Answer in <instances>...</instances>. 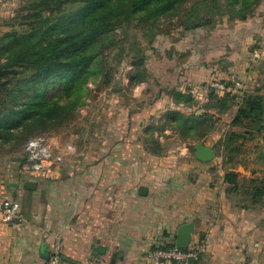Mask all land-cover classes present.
<instances>
[{"label":"crops","instance_id":"0c3cea01","mask_svg":"<svg viewBox=\"0 0 264 264\" xmlns=\"http://www.w3.org/2000/svg\"><path fill=\"white\" fill-rule=\"evenodd\" d=\"M186 41L166 60L146 56L140 73L133 68L120 88L100 92L101 127L65 138L63 161L50 175L23 172L25 150L19 162L0 160V200H17L24 215L21 223L0 217V264H47L56 240L58 264H146L147 253L174 245L186 223L193 226L188 247L205 251L161 264H264L263 206L235 202L226 168L191 153L197 142L207 146L204 139L181 138L166 118L233 109V129L240 97L264 76V19L222 20ZM190 88L197 91L190 103L175 99ZM218 99L228 104L223 111ZM150 134L171 149L152 153Z\"/></svg>","mask_w":264,"mask_h":264},{"label":"trees","instance_id":"16d2710c","mask_svg":"<svg viewBox=\"0 0 264 264\" xmlns=\"http://www.w3.org/2000/svg\"><path fill=\"white\" fill-rule=\"evenodd\" d=\"M224 1V6L218 0L35 1L28 14L34 18V26L6 32L0 37V143L15 148L48 128L57 129L72 123L92 96L87 80L108 75L105 53L117 45V29H157V22L164 15L186 3L189 4L184 8L185 24L190 30L194 27L193 21H198L200 26L214 25L212 17L224 16L225 9L231 14L229 20H244L253 15L256 3L260 2ZM72 5L75 7L66 9ZM44 12L48 15L44 16ZM141 65H135L138 73ZM190 89L186 95L174 94L175 99L190 103L194 97ZM217 102L222 110L228 106L223 100ZM166 118L172 121L173 129L181 138L194 141L206 136L214 127L208 112L169 111ZM230 126L238 130L226 131L220 140L221 157L229 162L231 158H227L226 153L238 152L239 148L234 145L238 141L264 136V76L259 84L242 94ZM148 148L155 154L162 150L152 134ZM239 177L233 167L225 170L223 181L227 191L241 190L249 198L247 205L263 206L264 180L242 177L240 183Z\"/></svg>","mask_w":264,"mask_h":264},{"label":"rangeland","instance_id":"374dc122","mask_svg":"<svg viewBox=\"0 0 264 264\" xmlns=\"http://www.w3.org/2000/svg\"><path fill=\"white\" fill-rule=\"evenodd\" d=\"M35 1L37 0H0V37L6 32L28 30L34 26V18L30 17L28 14L31 12V4ZM259 1L260 2L255 5L253 15L257 14L259 19H264V0ZM218 2L223 6L225 4L224 0H218ZM188 4L189 3H186L179 9L164 15L157 22V29L141 30L132 27H124L121 30L117 29V36L115 37L117 45L112 50L105 53L104 65H106L105 72L108 75H98L94 81L88 79L86 82L92 90L91 95L94 98L91 97V99H89L88 104L80 110V114L72 123L57 129L48 128L43 133L35 134L34 137L48 135L49 137L58 139V141L60 139V148L64 149L63 140L65 138L68 139L73 133L82 136L81 133H85L86 129H93L94 131L97 127H101L102 123L100 122L102 118H100L98 114L100 111L104 112V105L101 100V95L99 94L100 92H113L118 87H121L122 80L128 82L127 76L130 70L135 68V65L143 64L144 60L149 55L151 57L152 54L154 59H160L162 56V58L166 60V57H168L167 55L176 52V45L181 38L187 39L186 42L190 43L192 32L207 29L208 26H200L198 21H193V29L190 30L187 28L185 24L186 9L184 8H186ZM74 7L75 5L67 6L66 9L69 10ZM225 10L226 14L224 16L212 17V23L214 22V25L222 20H229L228 18L231 14L228 9ZM43 15L47 16L48 13L44 12ZM223 29L224 28L221 30ZM159 69L160 68L157 67V71L155 72H160ZM170 72L174 73L172 70H170ZM106 82H108L107 85H105ZM136 85L137 84H133L131 81L128 87L131 89L132 93L135 91L134 93L137 95L138 88ZM232 110L228 109L224 110L222 114H214V117L211 118L214 127L206 136L201 138L204 139L207 146L210 147L214 153L213 159L209 162H215V170L233 167L235 171L240 174V183L243 182L242 177H257L264 180V136L256 135L250 140L238 141L234 144L236 148H239V151L226 153V156H228L227 158H231L230 162L221 157L223 148L220 140L228 130V122ZM232 128L238 130L237 127ZM84 135L85 134H83V136ZM25 144L26 143H19L15 148H11L7 144L0 143V160L4 161L7 160V158L18 162L23 160L21 158H24L23 152ZM180 147L183 150L184 147L182 145H180ZM169 149L171 148L165 145V147H162L160 153L167 152ZM172 149H174V147H172ZM193 150L194 147L191 145V153H193ZM232 194L235 198V202L238 204H249V198L245 196L241 190ZM262 216L264 217V209L262 211Z\"/></svg>","mask_w":264,"mask_h":264},{"label":"built area","instance_id":"2783aa9c","mask_svg":"<svg viewBox=\"0 0 264 264\" xmlns=\"http://www.w3.org/2000/svg\"><path fill=\"white\" fill-rule=\"evenodd\" d=\"M212 87L219 93H225L226 91V87L218 82H214ZM189 92L196 97L197 91L195 89L191 88ZM59 144L58 139L49 136L40 135L29 139L24 148L27 164L23 167V172L33 175H50L63 161ZM0 217L3 221L9 223L23 222L24 215L20 203L15 199H1ZM205 249V245L200 243L185 249H180L175 245L158 247L147 253L146 264H161L164 261L186 263L189 258L197 259ZM59 261L60 243L56 240L47 264H58Z\"/></svg>","mask_w":264,"mask_h":264},{"label":"water","instance_id":"95a60500","mask_svg":"<svg viewBox=\"0 0 264 264\" xmlns=\"http://www.w3.org/2000/svg\"><path fill=\"white\" fill-rule=\"evenodd\" d=\"M194 155L195 158L202 162H209L214 157V153L210 147L205 146L201 142H197L194 145ZM145 191V190H144ZM193 230V226L191 223L182 224L177 228L176 231V241L175 246L180 249H185L188 247L190 242V234ZM61 259L67 260L65 257H61ZM193 260L189 258L188 261Z\"/></svg>","mask_w":264,"mask_h":264}]
</instances>
